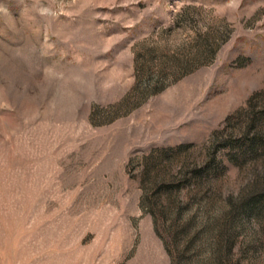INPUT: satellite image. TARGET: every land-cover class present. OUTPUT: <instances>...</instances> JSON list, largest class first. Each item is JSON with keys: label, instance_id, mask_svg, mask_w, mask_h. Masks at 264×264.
Here are the masks:
<instances>
[{"label": "rangeland", "instance_id": "1", "mask_svg": "<svg viewBox=\"0 0 264 264\" xmlns=\"http://www.w3.org/2000/svg\"><path fill=\"white\" fill-rule=\"evenodd\" d=\"M0 264H264V0H0Z\"/></svg>", "mask_w": 264, "mask_h": 264}]
</instances>
